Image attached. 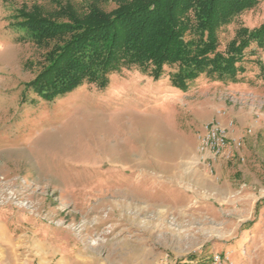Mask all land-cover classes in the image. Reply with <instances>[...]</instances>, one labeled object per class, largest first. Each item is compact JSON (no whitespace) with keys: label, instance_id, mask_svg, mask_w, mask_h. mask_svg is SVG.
<instances>
[{"label":"rangeland","instance_id":"374dc122","mask_svg":"<svg viewBox=\"0 0 264 264\" xmlns=\"http://www.w3.org/2000/svg\"><path fill=\"white\" fill-rule=\"evenodd\" d=\"M120 1L0 0V264H264V49L236 82L187 91L171 68L154 81L136 66L51 102L27 87L49 47L22 11ZM263 23L260 0L220 29V51ZM206 122L238 132L227 160L198 151Z\"/></svg>","mask_w":264,"mask_h":264},{"label":"trees","instance_id":"16d2710c","mask_svg":"<svg viewBox=\"0 0 264 264\" xmlns=\"http://www.w3.org/2000/svg\"><path fill=\"white\" fill-rule=\"evenodd\" d=\"M260 0H121L107 12L62 8L55 19L39 8L21 12V25L38 45H48L47 63L27 84L44 101L85 83L102 88L123 68L139 67L154 81L166 68L172 87L187 91L201 76L236 82L254 43L264 49V23L241 26L224 52L219 31ZM262 68H264L262 66Z\"/></svg>","mask_w":264,"mask_h":264},{"label":"built area","instance_id":"2783aa9c","mask_svg":"<svg viewBox=\"0 0 264 264\" xmlns=\"http://www.w3.org/2000/svg\"><path fill=\"white\" fill-rule=\"evenodd\" d=\"M198 141V151L206 161L227 160L232 154L226 134L215 123H208L203 126L198 135ZM236 144L241 146V140H237ZM217 261H219V257H216Z\"/></svg>","mask_w":264,"mask_h":264},{"label":"crops","instance_id":"0c3cea01","mask_svg":"<svg viewBox=\"0 0 264 264\" xmlns=\"http://www.w3.org/2000/svg\"><path fill=\"white\" fill-rule=\"evenodd\" d=\"M208 123H210V122H206L203 125L208 124ZM227 137H228L229 141H235V140H238L240 138L238 132L235 129L229 130L227 133Z\"/></svg>","mask_w":264,"mask_h":264}]
</instances>
